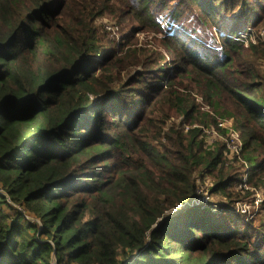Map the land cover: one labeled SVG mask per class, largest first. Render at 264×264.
<instances>
[{"label": "trees", "instance_id": "obj_1", "mask_svg": "<svg viewBox=\"0 0 264 264\" xmlns=\"http://www.w3.org/2000/svg\"><path fill=\"white\" fill-rule=\"evenodd\" d=\"M173 2L214 26L238 9L232 34L264 19V0H0V264H264V219L188 206L199 179L224 192L238 172L225 174L223 146H204L200 127L221 120L185 84L208 106L234 102L248 183L264 189V90L225 73L234 50L262 56L264 44L229 34L212 58L175 34L172 63L136 47ZM105 15L138 27L112 46L95 25ZM170 113L189 129L164 130Z\"/></svg>", "mask_w": 264, "mask_h": 264}, {"label": "rangeland", "instance_id": "obj_2", "mask_svg": "<svg viewBox=\"0 0 264 264\" xmlns=\"http://www.w3.org/2000/svg\"><path fill=\"white\" fill-rule=\"evenodd\" d=\"M190 6H178L176 2L170 3L166 9L158 12L156 19L160 20V23H157L158 28L154 30H141L135 35L136 47L143 48L145 50H150L153 52H160L166 62L172 63L173 59L169 55V53L163 49V45L165 42L170 41L173 35L178 34L180 37L186 40L187 44L193 46H199L198 50L206 51L212 58L215 56H221L223 51L222 46V37H228L231 34L232 40H236L237 36L241 39L238 42L243 45L244 48L255 47L258 44H264V19L258 25L257 28L251 27L250 25L241 24L242 28H237L238 32L235 34L230 33L231 28L235 25V20L237 15L239 14V10L237 9L231 15H228L227 18L224 17L218 23V26H214L211 22H209L206 18H203L197 7L193 4ZM170 12H175L174 15L179 17V20L176 21L171 16ZM162 17V18H161ZM203 20H202V18ZM206 21V22H205ZM96 26L102 28L103 34L106 35V38L111 40L112 46H117V44L126 36L129 32L133 31V29L138 27V24L132 20H127L126 18L119 19L118 15H105L102 19H99L95 23ZM140 28V27H139ZM240 32V33H239ZM240 35H237V34ZM202 53V52H201ZM233 61L228 63L225 68V73H229L231 78L235 81V79L239 80L240 83H250V82H258L261 84V91L264 90V54L262 56H247L248 53L243 51L234 50ZM240 64V68L238 66ZM251 66V69L247 67ZM236 70H240L246 79H240V75L238 73H234ZM168 74H171L170 67L167 70ZM189 78V77H187ZM164 83V81H161ZM186 87L192 89L191 98L202 108V112H211V115L217 117V120H232V123L235 119L238 120V117L232 115H228V112L232 111L235 104H232L231 99H225V94H222L220 97L222 98L220 109L214 108L212 106H208L203 99H201V95L198 90H195V84L189 79L185 80ZM202 91L201 86L198 88ZM234 103V102H233ZM201 110V109H200ZM213 112V113H212ZM210 114V113H209ZM198 119H205L208 123L209 119L200 116V113L196 116ZM228 118V119H224ZM241 116L239 117V121L241 120ZM186 126L188 121L185 122L183 118L180 116H176L173 113H170L165 125L164 130H166L169 126L173 125ZM237 126V125H236ZM193 127H198L197 125H193ZM214 127V126H212ZM212 127H204L200 128H212ZM186 130L189 127H184ZM238 128V127H237ZM233 131L238 134L240 141L242 143L243 148V139L238 130L234 128ZM216 130V128H215ZM217 137L212 135H203L201 136L202 140H204V146L206 148L213 149L218 146H223V163L228 168L225 169V174L227 177L237 176L238 172V180L235 184L225 189L224 192H215L211 193L212 183L214 185V179L210 177H203L202 180H198L197 190L200 191L198 195L206 201L210 205H216L217 208H222V212L225 210H232L234 214H240L243 216L245 222H253V226H257L260 221L264 219V189L262 187H255L248 183V173L249 167L245 170L247 163L242 159L241 153L234 145L235 139L230 135V132L225 129L216 130ZM238 138V139H239ZM164 141V139H162ZM210 143V144H208ZM236 160V161H235ZM259 160V159H258ZM262 159H260L261 161ZM231 165V166H230ZM249 166V165H248ZM199 170V169H198ZM200 172H194V176H198ZM216 172H214L215 174ZM244 174H247L246 184L249 186L248 191H244L246 189H240L239 183ZM199 177V176H198ZM204 192H207L206 195H203ZM262 201L260 205L255 206L254 202L256 197ZM205 203V204H207ZM14 206V205H13ZM209 207V205H206ZM18 208L17 206H14ZM220 210V209H219ZM174 211V210H172ZM241 212H245L242 214ZM30 221L34 222L33 218ZM54 263V262H53Z\"/></svg>", "mask_w": 264, "mask_h": 264}, {"label": "built area", "instance_id": "obj_3", "mask_svg": "<svg viewBox=\"0 0 264 264\" xmlns=\"http://www.w3.org/2000/svg\"><path fill=\"white\" fill-rule=\"evenodd\" d=\"M162 18V17H161ZM156 22L157 23H160V20L157 18L156 19ZM240 33V32H239ZM237 34V35H240V34ZM243 37H241V39H242ZM236 39L239 41V40H241L240 38H239V36H237L236 37ZM218 127L220 128V130L221 129H225V130H228L229 132H230V135L235 139V141L233 142L234 143V145L236 146V148L239 150V152H241V147H242V143H241V141H240V138H239V136H238V134L237 133H235L234 131H233V123H232V120H221V121H218ZM202 129V132H203V134H206V135H212V136H215V137H217L218 135L216 134L217 132H216V130H215V128H210V129H208V128H201ZM239 138V139H238ZM208 144H210V143H208ZM248 164H247V166H246V168H245V170H247L248 169ZM246 177H247V174H244L243 176H242V178H241V181H240V183H239V188L240 189H246V190H244V191H248L249 190V186L246 184ZM197 192L198 193H200V191L199 190H197ZM207 194V192H204V194L203 195H206ZM0 195H4V196H6L5 195V193H4V191H3V189H2V186H1V184H0ZM202 197V196H201ZM200 196H198V197H196V198H193L192 200H190V202L188 203V206H206V205H209V209H210V211L212 212V213H216L217 211H218V208H217V206L216 205H210L209 203H207L206 201H203V199H205V197L202 199ZM256 197V200H255V202H254V204H255V206L257 207L258 205H260V203H262V201L260 200V199H258V197L257 196H255ZM6 200L8 201V203H10L11 204V202H10V200L8 199V197H6ZM205 203H207V204H205ZM227 210V209H226ZM227 211H230V212H232V210H227ZM242 214H244L245 212H241ZM26 219H31V218H29V217H25ZM52 264H53V262H52Z\"/></svg>", "mask_w": 264, "mask_h": 264}]
</instances>
